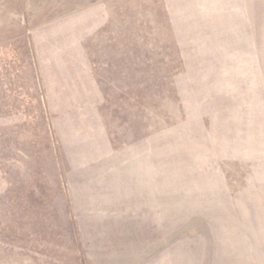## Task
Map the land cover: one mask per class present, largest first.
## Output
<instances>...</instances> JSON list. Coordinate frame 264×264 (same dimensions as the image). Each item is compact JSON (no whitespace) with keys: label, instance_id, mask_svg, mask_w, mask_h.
I'll return each mask as SVG.
<instances>
[{"label":"rangeland","instance_id":"374dc122","mask_svg":"<svg viewBox=\"0 0 264 264\" xmlns=\"http://www.w3.org/2000/svg\"><path fill=\"white\" fill-rule=\"evenodd\" d=\"M0 264H264V0H0Z\"/></svg>","mask_w":264,"mask_h":264}]
</instances>
